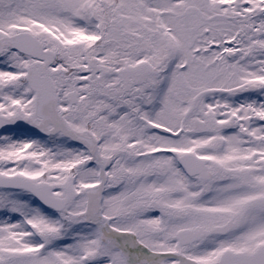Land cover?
<instances>
[{
    "label": "snow or ice",
    "instance_id": "snow-or-ice-1",
    "mask_svg": "<svg viewBox=\"0 0 264 264\" xmlns=\"http://www.w3.org/2000/svg\"><path fill=\"white\" fill-rule=\"evenodd\" d=\"M0 264H264V0H0Z\"/></svg>",
    "mask_w": 264,
    "mask_h": 264
}]
</instances>
